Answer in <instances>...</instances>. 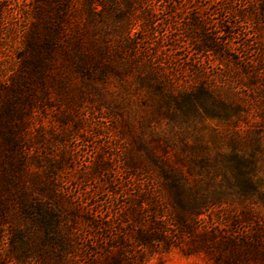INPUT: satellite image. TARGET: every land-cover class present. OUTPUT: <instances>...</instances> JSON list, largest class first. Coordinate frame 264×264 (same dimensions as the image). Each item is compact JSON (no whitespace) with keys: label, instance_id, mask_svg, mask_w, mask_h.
<instances>
[{"label":"trees","instance_id":"1","mask_svg":"<svg viewBox=\"0 0 264 264\" xmlns=\"http://www.w3.org/2000/svg\"><path fill=\"white\" fill-rule=\"evenodd\" d=\"M11 3L14 7H9ZM10 8L18 13L14 19L17 26L3 13ZM133 9L131 0H30L26 4L0 0V47L10 49V33L20 40L15 49V69L0 72V264H96L95 260L98 264H132L126 256L128 237L141 253L157 250V244L166 238L163 225L156 220V214L160 215L157 199L148 195L146 188L135 189L129 194L130 203L123 214L134 229L129 235L117 237L115 244L101 253L94 251L95 255L89 258L88 249L92 246L81 245L82 220L90 228L106 230L110 228L109 219L92 212H85L82 217L78 209L68 207L55 193L47 192L44 202L36 195V177L31 175L28 184L20 177L25 159L33 157L27 149L33 147L40 136L36 133L45 127L46 108L56 104L51 115L59 114V120L74 122V94L85 92L75 78L84 83L114 82L118 87L116 94L126 104L131 101L136 82L153 92L159 105L173 116L179 113L187 117L206 101L224 111L240 106L234 98L217 92L214 85L184 87L164 76L153 61L136 60L137 34L151 18L146 12L136 13ZM206 41L202 37L201 45L191 39L189 43L194 51H214V46ZM258 62L257 68L243 70L245 83L252 85L263 78L258 84L262 94L256 100L264 113V60ZM259 68L262 69L257 71ZM34 121L35 133L30 128ZM249 135L245 132L241 139L232 140L228 151H216L212 161L200 134H194L192 141L181 140L183 147L200 152L198 166L208 169L220 165L223 179L218 183L193 175L192 165L184 159L182 168L160 156L152 143L153 136L139 140L132 137L136 147L145 151L148 163L132 154L123 163L134 178L137 173L146 174L148 165L153 167L157 176L149 178L148 189L153 186L164 190L174 225L193 230L191 239L200 248L210 247L222 260H264V187L253 177L251 169L254 150L263 149L264 141L259 134L253 140ZM249 146L251 149H247ZM103 163L101 159L95 160L91 175L100 173L106 166ZM157 194L159 198L160 190ZM148 196L152 198L147 199ZM235 207L236 219H229ZM140 209L147 210L145 218ZM142 220L148 224L141 225ZM227 221L243 223L244 230L237 237L224 236L221 226ZM137 262L142 264L143 260Z\"/></svg>","mask_w":264,"mask_h":264},{"label":"rangeland","instance_id":"2","mask_svg":"<svg viewBox=\"0 0 264 264\" xmlns=\"http://www.w3.org/2000/svg\"><path fill=\"white\" fill-rule=\"evenodd\" d=\"M29 1L18 0L21 4ZM131 2L134 12L144 11L151 18L137 34L139 48L136 60L153 61L164 76L184 87H195L199 83L214 85L217 92L234 98L240 106L224 111L206 101L198 104L196 111L187 117L179 113L173 116L172 112L170 115L159 105L153 92L136 82L132 86L131 101L126 104L120 94H116L118 87L114 82L84 83L75 78L74 81L77 80L85 92L82 95L74 94L71 111L74 122L59 120V114L51 115L56 111V104L46 108L48 113L43 119L45 127L36 133L40 136L33 147L27 149L33 157L25 159L20 177L26 184L31 175L36 177V195L44 202L47 192L55 193L68 207L78 209L82 217L85 212H92L104 220L109 219L110 228L106 230L90 228L82 220L81 245L83 248L92 246L88 249L89 258L95 255L94 251L101 253L105 247L115 244L117 237L129 235L134 229L133 223L123 214L126 204L130 203L129 194L135 189L146 188L150 192L148 195L157 199L160 215L156 214V220L163 225L166 238L157 244V250H144L141 253L134 240L128 237L126 256L132 264H137L139 259L143 260L142 264H264V260L252 258L222 260L210 247L200 248L197 241L191 239L193 230L174 225L164 190L153 189V186L148 189L151 186L149 178L157 176L153 167L148 165L146 174L137 173L139 175L134 178L123 163L129 154L148 163L145 151L136 147L132 137L139 140L153 136L155 139L152 143L160 156L182 168L184 159L192 165L193 175L218 183L223 179L220 165L208 169L198 166L200 152L183 147V138L192 141L194 134H200L208 146L210 159L216 151H228L232 140L241 139L245 132H250L248 138L251 140L259 134L264 141V113L256 100L262 94L258 84L263 78L259 77L250 85L245 83L243 70L244 67L257 68L258 61L264 60V0ZM119 5L124 8L122 2ZM9 7H14L13 3ZM3 13L13 26H17L14 19L18 18V13L12 8L5 9ZM202 37L207 40V45L214 46V51L191 49L190 39L196 40V45H201ZM10 38L12 43L9 50L0 47V72L1 69L13 70L16 66L15 49L19 47L20 40L12 33ZM36 126V121L30 124L33 133ZM97 159H101L106 166L100 173L91 175L90 168ZM191 160H195L194 163ZM251 169L253 177L264 187V147L254 150ZM159 190L160 199L157 194ZM50 204L53 205L52 200ZM233 209L235 213L230 212L229 219L234 220L238 209ZM139 212L144 218V214H148L147 210L140 209ZM234 222L227 221L226 226H221L224 236L237 237L244 230L243 223ZM140 224L146 225L148 222L142 220ZM95 261L98 264V260Z\"/></svg>","mask_w":264,"mask_h":264}]
</instances>
